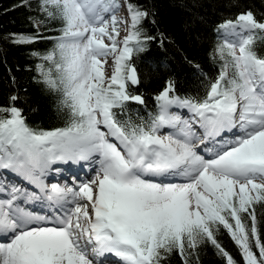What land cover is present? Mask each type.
I'll return each instance as SVG.
<instances>
[{"label": "snow or ice", "instance_id": "6c2138e0", "mask_svg": "<svg viewBox=\"0 0 264 264\" xmlns=\"http://www.w3.org/2000/svg\"><path fill=\"white\" fill-rule=\"evenodd\" d=\"M122 6L127 20L117 15ZM39 12L37 27L61 22L54 47L32 55L48 62L37 72L61 94L67 120L33 128L17 96L0 106V264H161L174 250L189 264L204 240L237 264L216 239L221 226L244 264H264L255 213L264 202V57L255 50L264 20L248 10L217 26L222 64L203 99L177 95L170 79L154 97L156 113L133 119L128 103L145 104L129 90L140 83L133 56L156 40L142 28L149 13L131 0H39ZM122 24L128 34L119 40ZM37 38L13 34V43ZM81 162L94 163V174H73L71 186L45 182L53 165ZM6 172L39 192L9 187ZM37 202L51 214L22 207Z\"/></svg>", "mask_w": 264, "mask_h": 264}, {"label": "trees", "instance_id": "16d2710c", "mask_svg": "<svg viewBox=\"0 0 264 264\" xmlns=\"http://www.w3.org/2000/svg\"><path fill=\"white\" fill-rule=\"evenodd\" d=\"M131 2L149 13L142 22V28L147 35L156 37L147 45L145 52L133 56L140 83L129 90L142 95L145 100L144 105L128 103L133 119L137 112L145 119L149 113H156L154 97L170 79L175 83L177 95L203 99L222 64L219 57L214 55L217 45L222 43L217 26L248 10L258 20H264V0ZM38 19H43V13L39 12V0H0V106H10V97L15 95L18 97L15 106L22 109L30 127L51 130L65 126L67 112L58 107L61 94L47 88L37 72V64L44 63L48 67V62L41 61L32 53L46 54L54 47L55 41L50 37L60 34L58 30L61 22L53 20L37 27ZM13 34L34 35L38 38L30 44H17L13 43ZM161 34L167 38L163 46L160 43ZM255 50L264 57V40H257ZM255 213L257 227L264 241V202L255 205ZM215 236L237 264H244L240 249L227 230L221 226ZM253 250L256 251L255 248ZM161 264L185 262L174 250L166 255ZM189 264H227V260L215 246L204 240L196 256L189 257Z\"/></svg>", "mask_w": 264, "mask_h": 264}, {"label": "bare ground", "instance_id": "6f19581e", "mask_svg": "<svg viewBox=\"0 0 264 264\" xmlns=\"http://www.w3.org/2000/svg\"><path fill=\"white\" fill-rule=\"evenodd\" d=\"M173 111H174V109H173ZM182 111H185V109H183ZM189 118H190V116H189ZM194 128L197 131V133H202V130L199 129L198 126H194ZM162 130L165 131L164 133H168V132L172 131V130L167 129V128L162 129ZM227 135H230V134H227ZM197 145H198L197 150L200 151L201 154H203V149L205 148V144H202L198 141ZM207 147H209V148L212 147V144L208 143ZM205 157H207V156L205 155ZM53 167L59 168L61 171L58 174L53 175L52 173L55 172V170H53L52 172L49 173V175L46 178L47 179L53 178V180L58 182L59 179H63L64 177H68V175L73 176V174H78L79 176L82 175V176L87 177L91 173H93L92 169L95 167V165L92 162H81L80 164H75V165H72V164H56V165H53ZM5 176L7 177L8 182L10 181L9 186L17 185V186H20L22 188H25L26 190H28L30 192L31 191L39 192V189H37L33 185L27 183L25 180H22L17 175H14L11 173V174H7ZM70 183H71V181H70ZM0 196H7V195H6V193H3V195L1 194ZM23 206H25V208L27 210H33V211H36L40 214H44V215H50L51 214L44 202H37L35 204H22V207ZM109 259H112V257H109Z\"/></svg>", "mask_w": 264, "mask_h": 264}, {"label": "rangeland", "instance_id": "374dc122", "mask_svg": "<svg viewBox=\"0 0 264 264\" xmlns=\"http://www.w3.org/2000/svg\"><path fill=\"white\" fill-rule=\"evenodd\" d=\"M120 3H121V5H123L124 4V0H120ZM117 15H118V17L125 18V20H127V18H128V14H127L126 8L123 7V6L120 8V11L117 13ZM129 23H130V21H129ZM127 34H128V24H122V25H120V36L118 37V39L119 40H122ZM105 42L108 43L107 40H105ZM111 66H112V58L109 57L108 58V62L105 65L106 75H110L111 74ZM164 132L165 131L161 130V135L167 134V133H164ZM205 158H207V157H205ZM7 174H11V172L4 173V175H7ZM93 174L94 173H91L89 176H91ZM80 177H82V175L79 176V178ZM86 178H87L86 176H83V178H80V179L83 180V179H86ZM73 179H74L73 176H68V177H64L63 179H59V181L57 183H59L61 185L67 184V185L71 186L72 183H73ZM54 181L55 180H53V178H50V179L45 178V182L48 183V184L55 183ZM70 181H71V183H70ZM9 183H10V181H9Z\"/></svg>", "mask_w": 264, "mask_h": 264}]
</instances>
